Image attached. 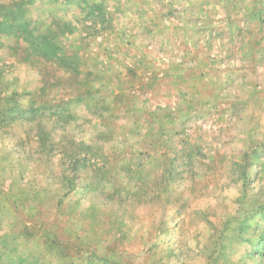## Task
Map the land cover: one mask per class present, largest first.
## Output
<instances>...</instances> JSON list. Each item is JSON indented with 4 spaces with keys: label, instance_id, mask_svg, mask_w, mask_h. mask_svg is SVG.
<instances>
[{
    "label": "rangeland",
    "instance_id": "1",
    "mask_svg": "<svg viewBox=\"0 0 264 264\" xmlns=\"http://www.w3.org/2000/svg\"><path fill=\"white\" fill-rule=\"evenodd\" d=\"M0 264H264V0H0Z\"/></svg>",
    "mask_w": 264,
    "mask_h": 264
}]
</instances>
